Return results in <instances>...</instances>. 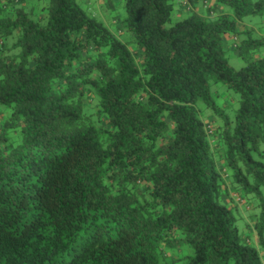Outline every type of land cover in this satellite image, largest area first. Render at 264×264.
<instances>
[{
	"label": "trees",
	"instance_id": "obj_1",
	"mask_svg": "<svg viewBox=\"0 0 264 264\" xmlns=\"http://www.w3.org/2000/svg\"><path fill=\"white\" fill-rule=\"evenodd\" d=\"M99 1L0 0V264H264V0Z\"/></svg>",
	"mask_w": 264,
	"mask_h": 264
},
{
	"label": "rangeland",
	"instance_id": "obj_2",
	"mask_svg": "<svg viewBox=\"0 0 264 264\" xmlns=\"http://www.w3.org/2000/svg\"><path fill=\"white\" fill-rule=\"evenodd\" d=\"M79 5L81 6V8L90 16V17H95L98 21L102 22L106 27H108L117 37H122L123 40H128L131 37V34H129L128 32H125L122 30V22L126 17V11H125V7H124V2L122 4H118L116 3V10L115 11H110L107 13V11H105L104 9L101 10V8L99 7V0H93L91 2V4L87 3V1H83V0H78ZM32 5H29V7H33L34 4H37V0H34V3H31ZM199 10L203 15H206L204 9H203V5H199ZM226 10L231 13V9L226 8ZM188 14H184L182 16H178L176 17V15L173 16V23L176 21H180L184 18L187 17ZM253 20L254 23H261V18L259 17H254V18H248L246 20ZM112 20H115V22H113ZM228 62L229 65L231 67H233L236 70H240L241 68H243L245 66L244 62L234 53H229L228 55ZM226 89L223 85L218 84V85H214L213 86V90L216 91L217 89ZM225 93V92H224ZM232 97L236 98V100H238V96L234 93L231 92ZM219 101V100H218ZM219 104L222 106L223 102L222 100L219 101ZM237 106V105H236ZM235 106V107H236ZM3 108V107H2ZM241 208V211L245 214V210ZM258 209H257V213H258ZM236 215L238 216V213H236ZM242 219L238 221V227L241 231L245 230V222L247 221V219L241 217ZM246 231V230H245ZM182 251L181 255H192L194 250L188 246L187 244H184L181 249ZM176 251H171L169 253L173 254ZM171 259L169 258L168 261H170Z\"/></svg>",
	"mask_w": 264,
	"mask_h": 264
}]
</instances>
